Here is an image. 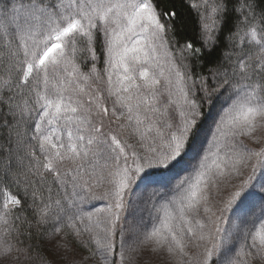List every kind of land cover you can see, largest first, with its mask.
I'll return each mask as SVG.
<instances>
[{"label": "snow or ice", "instance_id": "1", "mask_svg": "<svg viewBox=\"0 0 264 264\" xmlns=\"http://www.w3.org/2000/svg\"><path fill=\"white\" fill-rule=\"evenodd\" d=\"M262 2L0 0V264H264Z\"/></svg>", "mask_w": 264, "mask_h": 264}, {"label": "trees", "instance_id": "2", "mask_svg": "<svg viewBox=\"0 0 264 264\" xmlns=\"http://www.w3.org/2000/svg\"><path fill=\"white\" fill-rule=\"evenodd\" d=\"M156 7L162 13H175V16L171 19L168 16H164L162 22H166L169 25H175V37L174 40L178 41V44H172L173 49L176 51L179 47H182L185 42L191 41L194 44V47H200L199 42V16L197 14L198 9L194 8L193 4H202V0H154ZM203 5V4H202ZM201 5V7H202ZM201 7L199 11H201ZM261 7H264V2L261 3ZM231 26V22L230 25ZM235 31V29H234ZM227 28L225 29L224 35L221 36L220 47L217 48L210 56L205 54L202 61L196 62L194 71L196 73H203L204 75L208 74L210 68L214 67L215 62L221 60V53L228 50V42L226 40ZM168 36H171V33H168ZM237 39V38H236ZM174 53L177 55V52ZM90 67V64H89ZM98 68H103V64L97 65ZM87 71V68L84 69ZM106 79V77H105ZM103 86V85H102ZM215 110V109H213ZM205 113L208 112V108L203 109ZM210 121H206L209 123ZM258 178L260 176L264 177V172L261 169L256 173ZM35 223V221H33ZM35 232V228L33 229ZM30 243L34 244L33 248V259H47L50 260L48 248L41 244L39 237L31 241ZM31 264H51V263H32Z\"/></svg>", "mask_w": 264, "mask_h": 264}, {"label": "rangeland", "instance_id": "3", "mask_svg": "<svg viewBox=\"0 0 264 264\" xmlns=\"http://www.w3.org/2000/svg\"><path fill=\"white\" fill-rule=\"evenodd\" d=\"M202 4H203V0H202ZM203 11H204V9H203V5H202L201 12H203ZM241 35H243V32H241ZM238 40H239V37H237V41ZM168 48H169L170 53L177 58V63L179 64L180 62H179V52H178V50L177 51H176V49L174 50L173 47H172V44L168 45ZM174 51L177 52V55L174 53ZM161 64H163L165 67H167V64H166L164 58L161 59ZM213 111H215V110H213ZM240 139H242L244 141V143L249 148H253V149L258 150V146L255 143H253L252 141H250L247 137H241ZM250 163L251 164H254L255 163V159H253ZM250 171H251L250 168L246 169L245 170V175L249 174ZM258 171H259V168H257V172ZM260 180H264V177L260 176L258 178V176H257V182H259ZM96 191H97V195H99L103 191V189H97ZM161 202H163V201H161ZM94 203L96 204L97 207H101L102 208V207L105 206L106 201H103V200H101V201H94ZM140 215L143 216V218H144V220L146 222L148 221V209H145V211L143 213H137V217L136 218L138 219ZM229 215H231V213H229ZM129 219L131 220L132 218L129 217ZM48 252H49V255L51 256V257H49V259H50L49 261L47 259H43V258L42 259L36 258L35 260H32L31 262L32 263H42V262H45V263H51V264H62V262L59 261L58 258L56 256H54L50 250H48ZM95 264H99V257L96 258Z\"/></svg>", "mask_w": 264, "mask_h": 264}]
</instances>
